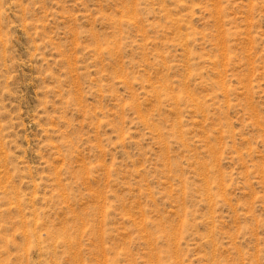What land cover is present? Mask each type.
Masks as SVG:
<instances>
[{"label": "rangeland", "instance_id": "rangeland-1", "mask_svg": "<svg viewBox=\"0 0 264 264\" xmlns=\"http://www.w3.org/2000/svg\"><path fill=\"white\" fill-rule=\"evenodd\" d=\"M0 264H264V0H0Z\"/></svg>", "mask_w": 264, "mask_h": 264}]
</instances>
